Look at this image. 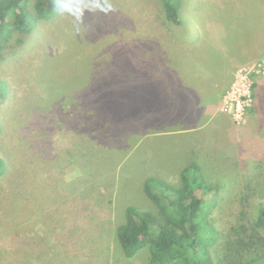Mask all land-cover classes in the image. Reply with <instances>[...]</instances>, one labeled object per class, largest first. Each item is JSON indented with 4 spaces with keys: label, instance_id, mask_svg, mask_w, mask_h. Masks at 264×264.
<instances>
[{
    "label": "rangeland",
    "instance_id": "374dc122",
    "mask_svg": "<svg viewBox=\"0 0 264 264\" xmlns=\"http://www.w3.org/2000/svg\"><path fill=\"white\" fill-rule=\"evenodd\" d=\"M56 2L59 13L30 33L11 25L0 52V264H149L150 248L127 256L109 222L131 205L154 209L146 178L177 182L190 155L213 188V226L254 221L264 202V0H179L178 25L163 0ZM173 62L218 84L193 121L181 109L173 117Z\"/></svg>",
    "mask_w": 264,
    "mask_h": 264
},
{
    "label": "trees",
    "instance_id": "16d2710c",
    "mask_svg": "<svg viewBox=\"0 0 264 264\" xmlns=\"http://www.w3.org/2000/svg\"><path fill=\"white\" fill-rule=\"evenodd\" d=\"M30 2L0 0V52L7 43L11 25L28 34L37 21H48L60 11L56 0H37L35 11ZM180 4L179 0H163L167 19L177 25L181 23ZM6 96L7 86L0 80V102ZM84 122L85 128L92 126L87 118ZM192 157L188 156L190 162L181 170L177 182H170L159 174L146 178L145 194L154 203V209L131 205L125 217L109 222L118 226V238L126 255L133 257L148 246L149 264H264V237L260 232L264 230V202L254 221L241 215L221 233L208 220L214 200L209 202L205 191L213 188L200 165L191 161Z\"/></svg>",
    "mask_w": 264,
    "mask_h": 264
},
{
    "label": "crops",
    "instance_id": "0c3cea01",
    "mask_svg": "<svg viewBox=\"0 0 264 264\" xmlns=\"http://www.w3.org/2000/svg\"><path fill=\"white\" fill-rule=\"evenodd\" d=\"M229 52L232 55H235V53L237 52V48L235 47V45L229 47ZM193 70L194 69L190 68V66H187V68L185 69H182L181 67H176L175 62H173V117L175 114H179L177 113V110L181 109V121H193L195 119V117L193 116L195 113V107L210 105L209 92L211 84H213L212 87L214 88V90H216V88L218 87L217 83H205L204 79L206 77L201 71L196 75H190V72ZM168 84L170 85V83ZM155 85L165 86L157 83ZM189 89L197 91V99L194 102V107L190 104L189 101ZM178 97L180 98V102L177 101ZM201 118L202 115L200 119ZM173 120L176 119L173 118Z\"/></svg>",
    "mask_w": 264,
    "mask_h": 264
}]
</instances>
